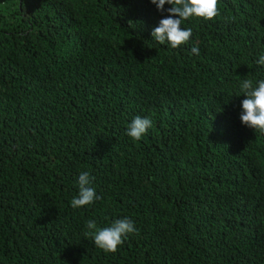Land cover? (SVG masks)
Wrapping results in <instances>:
<instances>
[{
	"label": "trees",
	"instance_id": "1",
	"mask_svg": "<svg viewBox=\"0 0 264 264\" xmlns=\"http://www.w3.org/2000/svg\"><path fill=\"white\" fill-rule=\"evenodd\" d=\"M218 9L172 49L150 0H0V264H264V136L239 119L264 0ZM85 171L100 199L73 209ZM124 218L114 253L85 235Z\"/></svg>",
	"mask_w": 264,
	"mask_h": 264
},
{
	"label": "clouds",
	"instance_id": "2",
	"mask_svg": "<svg viewBox=\"0 0 264 264\" xmlns=\"http://www.w3.org/2000/svg\"><path fill=\"white\" fill-rule=\"evenodd\" d=\"M155 5L157 11L167 12L166 18L159 21L152 32V39L160 44L176 49L180 45L187 43L192 37V29L182 28V22L190 19L212 20L219 13L218 0H150ZM171 7L165 10V5ZM191 52L199 55L198 47H192ZM257 63L264 66V55H260ZM240 90L245 99L241 102V113L239 119L243 126L258 132L264 136V80H259L253 84L250 79H243ZM152 127V121L147 118L135 117L128 125L126 135L136 141ZM94 177L85 171L78 176V193L70 202L73 209H78L92 204L100 199L95 188L91 187ZM86 236L92 238L94 245L104 252L114 253L124 242L126 237L136 231L132 221L127 218L118 219L110 226L98 228L94 219L86 222Z\"/></svg>",
	"mask_w": 264,
	"mask_h": 264
}]
</instances>
